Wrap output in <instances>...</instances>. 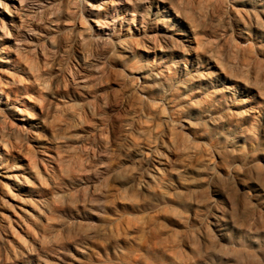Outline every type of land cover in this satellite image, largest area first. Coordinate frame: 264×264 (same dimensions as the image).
Instances as JSON below:
<instances>
[{"label": "rangeland", "instance_id": "obj_1", "mask_svg": "<svg viewBox=\"0 0 264 264\" xmlns=\"http://www.w3.org/2000/svg\"><path fill=\"white\" fill-rule=\"evenodd\" d=\"M6 3L0 264H264V0Z\"/></svg>", "mask_w": 264, "mask_h": 264}, {"label": "bare ground", "instance_id": "obj_2", "mask_svg": "<svg viewBox=\"0 0 264 264\" xmlns=\"http://www.w3.org/2000/svg\"><path fill=\"white\" fill-rule=\"evenodd\" d=\"M8 2H9V3L12 2L14 5H16V0H8ZM9 3H6V7H5V8H7L8 10H10ZM10 13H11V11H10Z\"/></svg>", "mask_w": 264, "mask_h": 264}]
</instances>
